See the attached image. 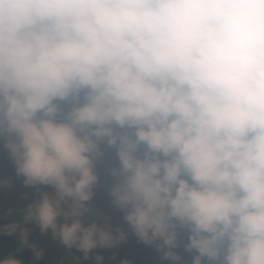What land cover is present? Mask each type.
<instances>
[{
    "label": "clouds",
    "instance_id": "clouds-1",
    "mask_svg": "<svg viewBox=\"0 0 264 264\" xmlns=\"http://www.w3.org/2000/svg\"><path fill=\"white\" fill-rule=\"evenodd\" d=\"M0 157V264H264V0H0Z\"/></svg>",
    "mask_w": 264,
    "mask_h": 264
},
{
    "label": "rangeland",
    "instance_id": "rangeland-1",
    "mask_svg": "<svg viewBox=\"0 0 264 264\" xmlns=\"http://www.w3.org/2000/svg\"><path fill=\"white\" fill-rule=\"evenodd\" d=\"M3 174V165L0 160V177ZM29 190L21 187V193L18 194L15 189H5L0 192V226L3 224L22 219V215L17 212L12 216L3 215V212L6 211L9 207L14 208H23L27 203L30 202V198H24L25 192ZM33 228V239H38L40 241V247L45 250V255L39 264H75V256L79 255L74 252L70 253L62 246H59L55 242H52L50 237H40L38 229L35 226H30ZM19 237L18 234H14ZM30 251V254L33 256V253ZM133 254L141 260L151 261L152 253L150 250L143 249L141 247L130 245L122 251V255ZM105 255H108L105 253ZM3 256L0 254V258Z\"/></svg>",
    "mask_w": 264,
    "mask_h": 264
},
{
    "label": "trees",
    "instance_id": "trees-1",
    "mask_svg": "<svg viewBox=\"0 0 264 264\" xmlns=\"http://www.w3.org/2000/svg\"><path fill=\"white\" fill-rule=\"evenodd\" d=\"M0 160L3 165V174L2 178H8L14 176V170L11 166V164L4 159L3 157H0ZM15 191L20 194L21 193V186L19 182L17 181L15 185L13 186ZM19 246V237L12 234V235H5L0 234V254L4 257L9 254V252L15 251V249ZM19 258H21L25 264H32L33 256L30 254L29 249H24L23 252L18 253ZM130 258L134 259L136 261V264H150V261L141 260L137 258L133 254L128 255Z\"/></svg>",
    "mask_w": 264,
    "mask_h": 264
}]
</instances>
